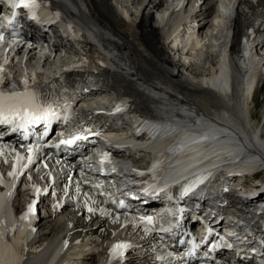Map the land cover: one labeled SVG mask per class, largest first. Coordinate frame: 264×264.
I'll return each instance as SVG.
<instances>
[{"label":"bare ground","instance_id":"6f19581e","mask_svg":"<svg viewBox=\"0 0 264 264\" xmlns=\"http://www.w3.org/2000/svg\"><path fill=\"white\" fill-rule=\"evenodd\" d=\"M49 1L53 3L57 14L71 20L75 27H64L63 24L61 28L51 24L47 27L43 25L41 27L46 32L45 35L50 33L48 32L50 29L52 37L64 41L72 34L74 38L69 39L72 45L86 46L93 54H100L95 49L101 50L108 68L101 70L96 66L93 68L99 71L100 77L112 81V89L117 100L127 102L129 114L131 113L133 118L126 115V120L136 119L135 122L141 129L150 131V139L158 140L170 133L175 135L179 132L177 130L179 127L186 125L189 132L194 130L196 132L189 134L188 142L176 148V150L179 148L181 154L215 156L214 160L218 156L221 160L222 153L217 154L220 149L225 151L226 145L239 146L238 148L243 145L260 159V166H264L262 148L264 112L260 120L256 121L257 114L251 113L248 109L254 103L255 92L264 76V0L246 1L256 6L250 16V24L251 26L255 24L256 29L253 41L249 42L252 44L251 51L247 52L246 56L240 54L236 34L242 27L237 20L233 29L229 57L226 53L229 32L225 15L216 14L214 17L217 19L213 23H208V18L215 10L214 0H193L194 2L184 0L185 7L181 6L168 16L167 10L170 8L166 6L167 0H164L159 5L157 16L150 21L142 18L137 20L138 10L134 15H129L131 8L129 10L122 7L123 2L119 0ZM125 1L129 7L138 5L143 11L150 6L146 3L147 0H136V3L134 0ZM190 1L193 2L192 5H190L192 2L189 4ZM188 4L189 9L186 10ZM222 9L225 11L224 7ZM240 17L238 12L236 18ZM183 25L187 26L188 31L184 39L178 34ZM196 30L200 33L199 38H196ZM235 39L237 43L233 42ZM182 41L195 43L191 45L192 56L184 57V63L188 65L186 68L177 58L180 52L177 48L175 51V46L178 43L182 44ZM167 49L172 50L168 52ZM195 54L201 55V61L194 63L188 61L190 58L194 59ZM89 63L93 64L94 61L89 59ZM227 64L233 71L230 77V91L229 81L224 80L225 73L223 71L219 74L214 73L217 68L220 71ZM250 72L252 73L250 77L257 81L252 96L248 94L252 84L245 86V93L241 85V78L247 77ZM46 79L47 76H44L43 80ZM146 91L159 92L163 97L160 100V113L136 109L139 105L152 104L154 98L146 99L143 94ZM140 97L145 100L140 101ZM112 99L110 95L103 93L94 97L84 107L109 106ZM176 101L177 105H172ZM208 121L212 122V127L228 125L229 131L221 128L220 135L226 136V139H220L222 143L212 141L199 132L203 122ZM225 141L228 143H224ZM254 144L258 150L256 147L250 149ZM217 163L218 161L215 162ZM260 170H262L260 174H264V168ZM255 180L256 183H260V188H264V178L257 176ZM258 189L259 187H256L252 191L257 192ZM243 192L244 188L236 184L229 194L237 199ZM29 197L21 189L17 190L13 200L15 208L18 209L23 203L30 202ZM38 204L44 205V199ZM63 210H69L73 215L68 218L62 213ZM79 210L76 207H67L57 211L52 207L46 211V216H39L36 221L31 217L26 223L24 235L10 234L13 245L18 247L16 256L18 262L12 264H44L51 258L53 252H56L55 257L58 256L54 264H125L133 263L139 258L133 254L136 251L133 244L129 245L130 255L119 260L117 257L113 258L110 250L113 245L120 243L117 237L112 236L106 222L100 221L99 218L84 224L81 220L83 217L88 219L94 217L83 216ZM66 245L68 247H65ZM88 246L91 251H86ZM83 255L86 257L85 260L81 259Z\"/></svg>","mask_w":264,"mask_h":264},{"label":"snow or ice","instance_id":"6c2138e0","mask_svg":"<svg viewBox=\"0 0 264 264\" xmlns=\"http://www.w3.org/2000/svg\"><path fill=\"white\" fill-rule=\"evenodd\" d=\"M7 2L10 4L12 11V17L13 19L7 21V26L12 27L14 23L16 22L17 12L16 9L18 8H24L27 9L29 12V19L30 20H36L37 17L35 15V10L40 8L44 0H7ZM10 35L13 37L8 44L9 48H13L18 43H22V41H19L16 39L17 33L15 31L11 32ZM4 40L3 36H0V41ZM8 62L7 58L3 60V63L6 64ZM4 75H3V66L0 64V84L4 83ZM24 84V91H16L15 85L12 86L11 91H5L3 89H0V125H14L13 131H16L17 129H23L26 128L28 125H33L40 123L42 120L47 121L50 116H55L56 113L54 111L55 107H59V104L56 100H49L47 96H43L42 94L38 93L33 90H29V84L28 80L25 79L23 81ZM66 107L68 105H65ZM67 120L68 117H65ZM80 139V137H73L72 140H60L59 145H50V147H59L63 144H72L75 140ZM49 146V145H46ZM7 147V146H5ZM40 148V145H36L35 148L29 147L28 148V157L27 161L28 163L23 165V168L26 169L29 164L33 163L34 156L33 152L38 151ZM0 155H3V150H0ZM24 157L21 156L19 153L15 154V162L13 164V171L9 173L10 176H14L16 174L17 164L19 161L23 160ZM46 166V165H45ZM96 187H99V185H96ZM189 189H185V194L187 193ZM40 190L37 189V192ZM87 195V194H86ZM93 203H96L95 200H93ZM123 204H121V207ZM34 211V204L29 205L28 213L31 214ZM89 212H93L94 210L92 208H88ZM27 214L22 218H27ZM104 214L106 215L107 212L105 211ZM149 223H151V220L149 218ZM129 245L125 243H117L113 245L111 251V255L113 258L115 257H123L124 255V249L128 248ZM162 247V245H161ZM172 253H166L162 256H157L156 259L163 260L167 259L168 257H171Z\"/></svg>","mask_w":264,"mask_h":264},{"label":"rangeland","instance_id":"374dc122","mask_svg":"<svg viewBox=\"0 0 264 264\" xmlns=\"http://www.w3.org/2000/svg\"><path fill=\"white\" fill-rule=\"evenodd\" d=\"M135 1V3H136V0H134ZM193 1V0H192ZM192 1H190V3L192 2ZM194 2V1H193ZM193 2L191 3V4H193ZM189 7V4L187 5V9H189L188 8ZM138 10L139 8H138V5H135V6H133V7H131V10ZM136 18V17H135ZM151 23H153V21L151 22ZM210 24V23H209ZM168 50V52H169V50L171 51L172 49H167ZM178 53V52H177ZM201 56V55H198V54H195V58L194 59H196V61L198 62V61H201V57L199 58V57ZM177 58L179 59V57L177 56ZM188 61H191V58H190V60H188ZM196 61H194V62H196ZM194 62H192V63H194ZM183 69V68H182ZM183 72V71H182ZM262 83H264V76L261 78V83H260V86H259V88H258V90L255 92V95H254V103L252 104V105H250V107H248V109L249 110H251L250 112L251 113H255V114H257V119H256V121H259L260 120V117L262 116V113L264 112V86H262ZM143 94L146 96V99H153L152 100V104L151 105H139L138 107H136V109L139 111V110H150V111H152V112H154V113H160V100H162L163 99V97L161 96V94L159 93V92H155V93H153V92H150V91H146V92H143ZM157 95H160V96H157ZM157 96V97H156ZM108 98V97H107ZM143 100H145V99H143L142 97H140V101H143ZM139 101V102H140ZM172 105H177V101H176V103H174V104H172ZM130 115H131V113H130ZM231 140V139H230ZM242 143H245L244 141H242V140H240ZM255 145L256 144H254L250 149H253V148H255ZM205 147V146H204ZM262 148H264V145H263V147ZM261 176H260V178L261 179H263L264 178V174H260ZM46 211V210H45Z\"/></svg>","mask_w":264,"mask_h":264}]
</instances>
